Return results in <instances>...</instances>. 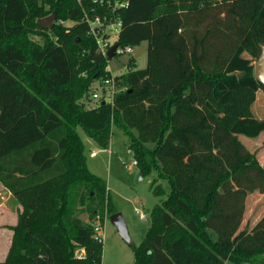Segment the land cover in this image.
<instances>
[{"label": "trees", "instance_id": "16d2710c", "mask_svg": "<svg viewBox=\"0 0 264 264\" xmlns=\"http://www.w3.org/2000/svg\"><path fill=\"white\" fill-rule=\"evenodd\" d=\"M126 1L117 43L150 40L152 61L113 76L77 0H0V182L22 205L0 263H103L94 224L117 210L78 127L103 147L118 127L164 196L135 264H264V215L228 244L247 196L264 192V163L241 139L264 132L252 108L264 0ZM54 11L72 23L40 27Z\"/></svg>", "mask_w": 264, "mask_h": 264}, {"label": "rangeland", "instance_id": "374dc122", "mask_svg": "<svg viewBox=\"0 0 264 264\" xmlns=\"http://www.w3.org/2000/svg\"><path fill=\"white\" fill-rule=\"evenodd\" d=\"M58 21L64 24L72 23L71 20L58 19L57 17L55 23ZM150 46L151 41L145 40L132 46L133 52L109 58L108 69L111 74L116 76L126 73L129 69L128 62L131 58L135 61L131 66L133 69L147 67L152 61L149 52ZM163 93L164 90L162 88L153 96V99H159ZM78 131L85 144L89 168L92 172L105 179L113 207L117 212L123 214L131 237V242L125 240L110 220L112 212L109 214L108 211H105L103 219L101 218V222H105L102 231L104 236L102 264H135V254L132 244H140L149 227V210L164 198V196L157 195L151 190V183L157 176V170L153 168L150 172L142 174L139 165L133 163L135 157L130 148L129 135L118 127L113 128L111 142L108 147L100 146L96 140L87 135L83 128L78 127ZM242 140L248 148L261 141L263 143L264 132L257 139L242 136ZM161 182L167 190L170 189L169 183L166 180H162ZM261 195L262 193L259 191L249 194L243 226L237 231L235 237L229 240L228 244H232L237 236L239 237L246 231H249L256 219L264 213V197H261ZM2 201H5V198L4 195L2 197L0 194V203ZM9 205L12 206L11 203ZM141 214H145L147 218L143 219ZM82 216L84 219H88L87 214ZM3 221L6 223H16L17 216L16 214H9L7 219L0 217V253H3L5 248V238L1 233L7 229L12 230L11 225L4 224Z\"/></svg>", "mask_w": 264, "mask_h": 264}, {"label": "built area", "instance_id": "2783aa9c", "mask_svg": "<svg viewBox=\"0 0 264 264\" xmlns=\"http://www.w3.org/2000/svg\"><path fill=\"white\" fill-rule=\"evenodd\" d=\"M83 5L85 12V20L89 24V33L94 36L98 51L107 57L110 47L117 43L119 33L121 31L123 21L120 17V8L127 5L126 0H77ZM133 52L132 46H120L115 51V56L124 53ZM103 83L108 88L106 93V100L112 102L116 90L115 80L113 77L103 80ZM100 91H95L93 94L94 99L100 98ZM133 163L137 164L136 159ZM143 219H146L145 214H141ZM105 222H101L99 218L94 224L95 234L104 240L102 234ZM2 264V263H0Z\"/></svg>", "mask_w": 264, "mask_h": 264}, {"label": "crops", "instance_id": "0c3cea01", "mask_svg": "<svg viewBox=\"0 0 264 264\" xmlns=\"http://www.w3.org/2000/svg\"><path fill=\"white\" fill-rule=\"evenodd\" d=\"M252 108H253L254 114L257 118H263L264 117V90L260 89L257 91V97H256V100H255ZM242 136H244V135H242ZM242 136H241V139H242ZM258 137H255L253 139H257ZM250 147H249V149L251 151L257 153V156H258L260 162L263 164L264 163V142L262 143V141H261L260 143L252 145ZM260 193H262L261 197H264V192H260ZM0 194L2 195V197L4 195V198H5V201H2L0 203V214H1L0 217L3 219H7L9 214H12V215L16 214L17 220H18V212L20 210H22V205L15 199V197L12 195V193L1 182H0ZM248 197H249V195L247 196V199H248ZM247 199H246V202H247ZM8 202H10L12 204V206L9 205L10 203H8ZM245 212H246V209H245ZM263 215H264V213L258 219H256L254 224ZM244 217H245V213H244ZM243 220H244V218H243ZM3 223L7 224V225H14L17 222L16 223H10V222L6 223L5 221H3ZM242 224H243V222H242ZM242 224H241L240 228L243 226ZM1 234H3V237L5 238V242H4L5 248L3 250V253H0L1 254L0 255V262L2 260H4V258L6 257L8 251H9L13 231L10 229H7L6 231H4ZM134 262H135V260H134Z\"/></svg>", "mask_w": 264, "mask_h": 264}, {"label": "water", "instance_id": "95a60500", "mask_svg": "<svg viewBox=\"0 0 264 264\" xmlns=\"http://www.w3.org/2000/svg\"><path fill=\"white\" fill-rule=\"evenodd\" d=\"M57 13L54 11L52 14L39 18L37 23L44 29H50L56 22ZM118 47V43L113 44L108 50L107 57L112 58L115 56V51ZM261 54L255 61V75L258 80L264 84V44H261ZM110 220L116 226L118 233L128 242H131V237L128 232V228L121 212H115L110 215Z\"/></svg>", "mask_w": 264, "mask_h": 264}]
</instances>
